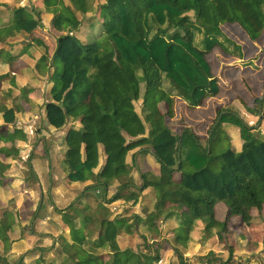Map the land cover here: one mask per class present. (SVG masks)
Segmentation results:
<instances>
[{
	"label": "trees",
	"instance_id": "16d2710c",
	"mask_svg": "<svg viewBox=\"0 0 264 264\" xmlns=\"http://www.w3.org/2000/svg\"><path fill=\"white\" fill-rule=\"evenodd\" d=\"M19 1L0 0V53L10 43L18 50L10 68L21 58L31 74L4 72L0 59V158L20 152L17 115L28 121L39 111L20 89L53 76L58 44L50 26L63 6L87 32L77 41L70 86L60 98L63 116L79 125L65 133L62 162L68 182L93 181L74 204L86 228L69 234L74 244L94 251L80 255L57 244L29 250L16 264H140L143 257L165 264L168 252L177 264H237L239 236L252 250L261 244L264 254V162L254 145L256 124L244 125L227 112L235 102L257 111L264 104V0H92L89 18L84 0H26L27 14ZM100 1L104 21L97 16ZM51 14L50 36L43 38L39 27ZM180 20L188 33L177 26ZM145 101L151 107L141 118L138 106L146 108ZM223 126L237 130L244 147L220 152L219 173L200 182L216 160L211 138ZM173 129H179L174 166L160 163L156 180L141 174L138 190L127 153L151 151L154 140ZM8 139L13 148H4ZM112 186L116 190L107 198ZM147 189L154 191L151 207L143 206ZM107 203L113 211L123 208L97 217L95 209ZM40 207L34 221L43 218L46 207ZM4 214L0 208V219ZM16 241L0 230L3 255ZM194 249L208 250L189 260ZM0 264L7 262L0 258Z\"/></svg>",
	"mask_w": 264,
	"mask_h": 264
},
{
	"label": "rangeland",
	"instance_id": "374dc122",
	"mask_svg": "<svg viewBox=\"0 0 264 264\" xmlns=\"http://www.w3.org/2000/svg\"><path fill=\"white\" fill-rule=\"evenodd\" d=\"M101 4L100 1L97 16L104 21L105 17ZM16 5L23 10L22 12L26 14L29 12L27 11L29 4L26 0H20ZM84 5L87 11L86 17L89 18L93 12V10L90 9L92 6V0H84ZM17 7L14 6L15 9ZM15 15L16 12H12L9 15L8 21L10 23ZM51 17H53L52 14L50 16H43L42 23L40 24L42 28L39 27V30H44L43 38H48L50 36L47 34L48 29H46V27L50 25L52 20ZM54 17L55 20L50 27L51 30H54L57 33L51 36V38H54L58 44V54L51 64L50 77L53 76L51 79H35L32 87L28 86L29 88L22 87L20 89L24 94L29 95L33 102L39 105V111L36 114L37 116L35 115L34 118L29 119L28 121H24L19 115H17V120L13 124V128L17 131L15 142H17L18 149L21 150V152H25H19V154H17L22 155L20 160L22 159L21 162L23 163H21V167L18 168L14 175H12V173L10 174L8 171L5 174V176L8 175L7 180H4L5 176L0 180V208L5 210V217L0 219V230H3L7 235H10V237L17 240L14 245H11L9 253L3 255L0 248V258H3L7 264H16L17 260L20 257H23V255L29 250L34 248L42 249V247L48 248L53 244L54 239L49 237L43 238L42 235L54 236L58 230L57 227L60 228L61 225L59 221L54 220L51 216L50 218L53 220L51 223L47 222V220L44 221L39 219L34 221L37 209L41 208V203L45 207L48 206V208L49 206L54 207V211L50 213L58 214V210H62L63 207L71 204L73 200L78 197L79 193L75 194L73 191H81L83 189L82 183H70L66 179V170L62 162L63 154L66 151L64 137L68 128H79V125L77 122L68 121L63 116L60 107V98L66 88L70 86L69 77H72L71 65L79 52L77 41L83 40L87 29L86 26L80 28L63 6H60V11ZM185 23L186 20L177 21V26H179L183 32L185 31L186 34L188 32ZM74 30H77V32L74 33ZM186 37L187 35L184 38L187 39ZM19 40H23V38H19ZM6 47L7 48L5 49L4 47V50L0 53V59L4 60V64H7L4 65L2 71L12 75L31 74L30 67H27L26 61H22L21 58L14 62L15 65L13 66V69L10 68L9 61L18 57V50L12 48L10 43ZM25 52H29V50L26 49ZM27 58H29V56H27ZM12 81L19 82L18 76L14 75ZM20 84L21 82L19 85ZM14 88H17V86H14ZM33 91H36V93L34 92V95L32 93ZM145 103L146 108L140 107V104L138 106L137 112L141 118H143V114L147 113V110H150L151 107L149 102L147 103L145 101ZM232 108L235 111H233ZM232 108L229 107L227 112L234 113L244 125L246 124L251 127L256 124L254 126L256 132L254 145L259 151L261 162H264V104L260 106L258 111L253 104L241 105L238 102H235L232 105ZM29 121H34V123L27 124L26 122ZM11 130L13 129L11 128ZM178 133L179 129H174L170 134L163 135L166 137L160 135L161 137L159 136L157 140L158 144H156L157 148L154 147L151 151L141 152L140 157L144 158L146 163H150L152 166L156 165L159 167L160 163H165L173 167L175 164L174 153L176 151V145L174 142L175 140H178ZM40 137H42L41 139L45 138V140L40 141ZM210 137L211 134L209 138ZM19 142H21V144ZM35 142L40 143V145H36ZM8 144H12L10 140L9 142L6 141L5 145L3 143L4 148H13V145ZM210 146L213 149L212 156L213 158H216V160L210 167L206 168L207 171L201 175L200 182L207 181V179L210 178L208 177L210 173H219L218 167L220 166V161L217 156L220 152L228 149V147L237 150L241 149L244 147V143L240 140L237 130L223 126L219 130H215L210 141ZM208 148L209 144L206 148V155L209 153ZM30 151L32 156L27 160ZM40 155H43V160L39 159ZM141 158H138L134 162L130 153L126 157L127 166L133 167L131 168V175L134 174L133 179L135 180L134 183L138 190L139 188H142L140 187L141 185L139 181L140 172L138 174V170L142 168L143 164L142 161L140 162V160H142ZM102 163L103 161L101 160L99 167L93 171V174L98 172ZM148 174L153 178L154 176H158L159 172L157 169H153ZM27 193L31 194V198L29 197L28 199L24 196ZM111 196L112 194L109 192L107 198H110ZM141 196L144 201L143 206L151 207L154 202V191L152 189H147ZM113 206L115 205H109V203L99 205V208H96L97 215L100 217L108 216L113 211ZM137 207L138 205L133 209L127 210V213L130 214L131 212L136 211ZM122 208L123 207H116V210L113 212H119ZM217 212H219V210ZM43 214L47 215L46 210ZM63 216L60 217L61 222ZM46 218L48 217L46 216ZM9 219L13 220L11 224ZM258 222H260V220L256 221V223ZM18 227L20 229L12 233V229ZM25 228H27L26 233L22 234L21 230H24ZM17 237L21 238L17 239ZM252 240L255 242L257 240L256 236L253 235ZM57 241L58 240L55 242L57 243ZM258 243L260 242H257V244ZM78 250L79 252H82V249ZM88 250H91V248L88 247ZM207 250L208 249H194L186 254V258L190 260L192 257L203 256L206 254ZM234 254L237 264H264V254L262 252L261 244H259L256 249L252 250L251 247L246 245V238L243 236H239L234 243ZM163 263L177 264L175 255L171 252L166 253L163 258ZM140 264L152 263L148 258L143 257L141 258ZM195 264H197V262H195Z\"/></svg>",
	"mask_w": 264,
	"mask_h": 264
},
{
	"label": "crops",
	"instance_id": "0c3cea01",
	"mask_svg": "<svg viewBox=\"0 0 264 264\" xmlns=\"http://www.w3.org/2000/svg\"><path fill=\"white\" fill-rule=\"evenodd\" d=\"M174 130V129H173ZM168 134H170V133H168ZM163 135H167V134H163ZM162 135V137H166V136H163ZM161 137V136H160ZM42 137H40V141H44L45 140V138L44 139H41ZM158 138H159V136L154 140V145H155V147L157 146L156 144H158L157 143V140H158ZM176 142H177V140H175V145H176ZM20 144H21V142H19ZM18 143V144H19ZM35 144L36 145H40V143H38V142H35ZM17 147H18V145H17ZM157 148V147H156ZM29 150H30V148H29ZM146 151H148V150H146ZM145 151V152H146ZM20 152H21V150H20ZM141 152H144V151H140V150H133V151H129L128 153H127V155L130 153L131 154V157H132V160L135 162L138 158H141L140 157V155H141ZM21 153H25V152H21ZM134 155V156H133ZM21 156L22 155H15V156H5V157H1L0 158V180L2 179V177H4L5 176V174L9 171L10 172V174L12 173V175H14L15 174V172L18 170V168L19 167H21V163H23V162H21V160H20V158H21ZM30 156H32L31 155V151H30V154H29V156L27 157V160L30 158ZM43 155H40L39 156V159H41V160H43L44 158L42 157ZM135 159H134V158ZM142 160H140V162L142 161V168L141 169H139L138 170V174H139V172H140V175H139V181H140V185H142V181H141V174H144L145 176H146V179L147 180H156L157 178H158V176H159V174H158V176H154L153 178L148 174L149 172H151L153 169H157L158 170V172H159V170H160V165H159V167L158 166H152L150 163L149 164H147L146 163V160L144 159V158H141ZM145 166V167H144ZM129 167V166H128ZM130 169L132 168V166H130L129 167ZM7 176L8 175H6L5 177H4V180H7ZM132 176V178H133V176H134V174H132L131 175ZM133 181L135 182V180L133 179ZM92 183H93V181L92 180H89V181H87V182H85V183H83V189L80 191V190H74L73 191V193H75V194H78L79 193V195H78V197L76 198V199H74L73 200V202L71 203V204H69V205H66L65 207H63L62 208V210H58L59 212H57L58 214H52V213H50V212H53L54 211V207H52V206H49V208H48V206H46L47 208H46V213H47V215H44L43 214V218H41V220H47V222H52L53 220L51 219L52 217H53V219L54 220H57V221H59L60 222V228L59 227H57L58 228V230L56 231V234L54 235V236H49V235H46V236H43L42 235V237L43 238H52V239H54V242H53V244L51 245V247L53 246V245H57V243H59L58 245H60L62 248H64V249H66V248H72L73 250H75L76 252H78L80 255H82V254H84L85 253V251H87V249H88V247L86 246V245H84V246H78V245H76V244H74L72 241H71V238H70V231L71 230H84L85 228H86V225H85V223H84V221H83V218H82V216H81V213L79 212V210L75 207V202L81 197V195H82V193L86 190V189H88V187L89 186H91L92 185ZM56 187H58V186H56ZM141 187V186H140ZM137 188V187H136ZM140 189V188H139ZM116 190V186H112V187H110V188H108L107 189V191H106V197H107V194L110 192L112 195L114 194V191ZM80 191V192H79ZM5 195V194H4ZM25 197H27L28 199H29V197L31 196V194L30 193H27L26 195H24ZM31 198V197H30ZM6 199H7V197H6ZM99 208V207H98ZM97 208V209H98ZM97 209L95 210V215L97 216V217H99V218H106V217H100V216H98L97 215ZM36 215V214H35ZM64 215V216H63ZM46 216L48 217V218H46ZM50 216H51V218H50ZM61 216H63L62 217V222L60 221V217ZM5 217V216H4ZM3 219V218H2ZM13 220H10L9 219V222H10V224H11V222H12ZM20 228L18 227V228H13L12 229V233L14 232V231H18ZM25 236H27V235H25ZM28 237H30V236H28ZM35 237H38V236H35ZM31 238V237H30ZM56 240H58L57 241V243L55 242ZM14 245V244H13ZM51 247H48V248H44V247H42V249H50ZM78 249H82L81 251L82 252H79V250ZM92 250V249H91ZM92 251H94V250H92Z\"/></svg>",
	"mask_w": 264,
	"mask_h": 264
},
{
	"label": "built area",
	"instance_id": "2783aa9c",
	"mask_svg": "<svg viewBox=\"0 0 264 264\" xmlns=\"http://www.w3.org/2000/svg\"><path fill=\"white\" fill-rule=\"evenodd\" d=\"M26 123H27V124H29V123H32V124H33V123H34V121H29V122H26Z\"/></svg>",
	"mask_w": 264,
	"mask_h": 264
},
{
	"label": "water",
	"instance_id": "95a60500",
	"mask_svg": "<svg viewBox=\"0 0 264 264\" xmlns=\"http://www.w3.org/2000/svg\"><path fill=\"white\" fill-rule=\"evenodd\" d=\"M210 136V135H209ZM208 155V154H207ZM142 185H143V182H142ZM142 185H141V187H142Z\"/></svg>",
	"mask_w": 264,
	"mask_h": 264
}]
</instances>
